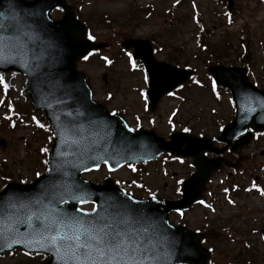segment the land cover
I'll list each match as a JSON object with an SVG mask.
<instances>
[{
    "label": "water",
    "instance_id": "water-1",
    "mask_svg": "<svg viewBox=\"0 0 264 264\" xmlns=\"http://www.w3.org/2000/svg\"><path fill=\"white\" fill-rule=\"evenodd\" d=\"M54 8L63 11L58 21L50 18ZM104 47L86 39L85 26L65 0H0V71L25 76L31 104L44 111L54 134L46 173L26 185L9 183L0 191V254L21 247L49 254L51 259L45 264H84L83 256L74 258L64 247L69 241L60 244L58 251L47 239L57 232L74 236L79 227L73 223L75 218L84 226L93 223L110 234L121 233L137 249L133 258L137 264H206L209 254L200 247L202 235L174 228L166 217L202 198L211 174L222 162L228 165L221 157L206 159L204 152L218 155L225 149L185 133H173L166 142L153 131L139 128L134 132L119 115H109L104 106L92 101L76 62ZM121 47L132 49V58L140 60L146 70L149 112L193 75V71L155 60L148 41L126 39ZM208 71L215 83L230 90L235 104L234 120L216 141L229 145L250 131L232 145L235 153L250 143L252 132L264 131V90L247 82L245 69L212 66ZM164 153L193 159L195 173L184 181L178 201H140L115 187L111 179L97 186L81 178L101 165L113 171ZM92 202V212L79 208Z\"/></svg>",
    "mask_w": 264,
    "mask_h": 264
},
{
    "label": "rangeland",
    "instance_id": "rangeland-1",
    "mask_svg": "<svg viewBox=\"0 0 264 264\" xmlns=\"http://www.w3.org/2000/svg\"><path fill=\"white\" fill-rule=\"evenodd\" d=\"M67 2L88 27L92 40L110 43L106 51L79 62L77 69L85 75L93 99L108 111L120 113L132 128L151 129L163 139L185 129L193 136L214 139L220 127L232 120L234 108L229 92L214 88L207 73L212 64L246 68L248 81L264 89V0H233L231 11L227 0ZM52 17L59 19L61 13L56 11ZM124 38L147 39L156 49L155 59L195 72L178 91L161 99L154 113L145 110L147 82L142 66L118 45ZM4 79L7 95L23 107L25 117L23 125L8 129L9 112L2 106L6 95L0 88V140L4 141V147L0 144V188L6 181L28 183L45 171L50 137L46 121L37 127L31 120L34 113L26 98L24 78L14 74ZM263 152L264 132L237 156L226 157L232 163L239 159L237 172L231 174L224 168L216 173L202 203L169 218L175 225L204 235V247L211 249V264H264L260 234L264 229ZM191 172L189 160L162 157L112 173L100 168L84 178L99 184L110 177L139 199L174 200ZM83 208L90 210L92 205ZM41 260L14 252L0 257V264Z\"/></svg>",
    "mask_w": 264,
    "mask_h": 264
},
{
    "label": "snow or ice",
    "instance_id": "snow-or-ice-1",
    "mask_svg": "<svg viewBox=\"0 0 264 264\" xmlns=\"http://www.w3.org/2000/svg\"><path fill=\"white\" fill-rule=\"evenodd\" d=\"M88 38L92 39L91 36ZM2 84L3 80H0V85ZM73 223L79 226L74 236L60 235L57 232L56 235L47 238L52 247L59 251V245L69 241L70 243H64V247L70 250L74 258L83 256L84 264H137L133 259L137 249L132 247L131 243H126L121 233L110 234L98 224L93 223L84 226L75 218ZM55 228L56 226L53 225L52 229ZM44 229L50 230L48 225H44ZM125 257L128 259L126 260Z\"/></svg>",
    "mask_w": 264,
    "mask_h": 264
},
{
    "label": "trees",
    "instance_id": "trees-1",
    "mask_svg": "<svg viewBox=\"0 0 264 264\" xmlns=\"http://www.w3.org/2000/svg\"><path fill=\"white\" fill-rule=\"evenodd\" d=\"M201 38V37H200Z\"/></svg>",
    "mask_w": 264,
    "mask_h": 264
}]
</instances>
